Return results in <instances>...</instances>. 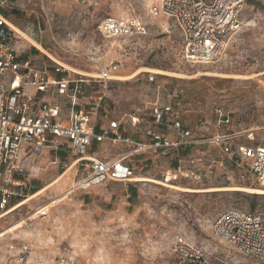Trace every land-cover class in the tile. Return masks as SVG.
Returning a JSON list of instances; mask_svg holds the SVG:
<instances>
[{
    "label": "rangeland",
    "instance_id": "rangeland-1",
    "mask_svg": "<svg viewBox=\"0 0 264 264\" xmlns=\"http://www.w3.org/2000/svg\"><path fill=\"white\" fill-rule=\"evenodd\" d=\"M158 2L0 0V9L15 28L44 49L19 34L24 60L30 58L49 70L62 67L50 54L72 68L94 74H80L89 80L86 89L90 91L102 89L97 74L112 61L118 66L115 76L143 67L181 74L142 71L128 80L108 82L99 114L120 121V130L129 138L145 143L146 129L154 127L151 108L157 103L177 111L183 128L191 132L190 141L216 133H241L238 139L244 143H264V0L243 1L238 27L224 53L209 64L183 58L174 21L149 15L150 7ZM106 16L137 17L145 22L149 34L107 40L98 31ZM211 71L214 74H203ZM69 72L70 76L78 74ZM131 117L138 121L133 124ZM155 129L171 140L179 138L168 122ZM130 149L131 145L115 143L99 150L106 159L121 156L131 165L133 180L85 187L75 186L87 170L78 164L51 184L75 156L61 153L57 163L52 158L45 163L39 160L38 171L22 178L18 188L22 196L12 201L13 210L3 216L0 212V264L22 246L29 250V264H53L65 254H72L76 264H172L173 247L180 241L206 248L214 264H255L218 237L212 222L228 207L264 213V194L204 189L260 187L238 181L233 169L217 166L214 160L219 154L208 144L133 154L127 153ZM138 177L153 180H135Z\"/></svg>",
    "mask_w": 264,
    "mask_h": 264
},
{
    "label": "built area",
    "instance_id": "built-area-1",
    "mask_svg": "<svg viewBox=\"0 0 264 264\" xmlns=\"http://www.w3.org/2000/svg\"><path fill=\"white\" fill-rule=\"evenodd\" d=\"M243 1L159 0L150 7L149 15L174 21L187 62L209 64L224 53L230 35L238 27L237 16ZM98 31L107 40L149 34L145 22L137 17L106 16L99 22ZM21 53V36L0 9V212L8 211L12 201L22 196L18 190L22 178L38 171L36 160L46 151L54 159L60 153L70 154L75 156L70 165L87 167L85 175L76 182L77 187L109 180H133V169L121 156L106 159L88 155L92 142L106 139L113 144L131 145L129 154L181 144H208L219 154L214 160L217 166L226 171L233 169L242 183L264 188L263 142L244 143L238 139L241 133H216L203 140L190 141L191 132L183 128L177 111L171 105L157 103L151 108L154 127L146 129L150 140L145 143L118 132L119 123L115 120L110 122L109 128L97 132L99 107L108 82L114 80L117 64L112 61L101 68L97 80L102 89L86 94L87 79L82 75L70 76L69 70L59 67L54 69L59 77L53 78L46 67L33 63L30 58L24 60ZM131 119L133 124L138 121L135 117ZM164 122L169 123L178 139L171 140L155 129ZM212 228L236 251L255 264H264L263 212L228 207L215 216ZM28 252L27 246H22L4 264H29ZM53 264H76V260L72 254H65L57 257ZM172 264L214 263L206 248L180 241L173 247Z\"/></svg>",
    "mask_w": 264,
    "mask_h": 264
},
{
    "label": "bare ground",
    "instance_id": "bare-ground-1",
    "mask_svg": "<svg viewBox=\"0 0 264 264\" xmlns=\"http://www.w3.org/2000/svg\"><path fill=\"white\" fill-rule=\"evenodd\" d=\"M16 30L18 31V33L23 36L25 39L29 40L34 46L38 47L40 50L44 51V49L35 41L33 40H30L28 38H26V35L24 32L20 31L19 29L16 28ZM48 54V53H47ZM48 56L54 60L56 63H58L59 65H61L62 67H64L65 69H68V70H72L74 71L75 73H78V74H82V75H88V76H96L94 74H90V73H87L85 71H81V70H78V69H75V68H72L71 66H69L68 64L62 62V61H59L58 59H56L54 56L48 54ZM142 71H146V72H152V73H162V74H169V75H177V76H182L181 74H176V73H171V72H167V71H163V70H159V69H152V68H147V67H143L141 69H138L136 71H134L133 73L129 74V75H116L114 77V79H117V80H128L134 76H137V74H139L140 72ZM203 74H214L212 71L211 72H203ZM226 76H231V77H248V76H245V75H235V74H232V75H227ZM59 178H57L54 182H52L51 184L55 183L56 181H58ZM137 181H148V180H153V179H149V178H145V177H138L137 179H135ZM155 182H160V181H157V180H154ZM49 184V186L51 185ZM162 184L166 185V186H169L171 188H175V189H178L179 187L175 186V185H170V184H166V183H163ZM47 188L44 187L42 188V190H40L39 192L37 193H41L43 190H45ZM181 190H187V191H192V189H188V188H181ZM203 190V189H202ZM204 190H240V191H243V192H249V193H259V194H264V189H260V188H253V187H245V186H234V187H217V188H210V189H204ZM197 191H200V190H197ZM36 193V194H37ZM35 194V195H36ZM34 195L30 196L28 199H25L23 200L20 204H23L24 202H26L27 200H29L30 198H32ZM17 206V205H16ZM13 208V207H12ZM10 208L8 211H6V213L4 212V214H2L1 216L7 214L8 212L12 211L13 209ZM0 216V217H1Z\"/></svg>",
    "mask_w": 264,
    "mask_h": 264
},
{
    "label": "crops",
    "instance_id": "crops-1",
    "mask_svg": "<svg viewBox=\"0 0 264 264\" xmlns=\"http://www.w3.org/2000/svg\"><path fill=\"white\" fill-rule=\"evenodd\" d=\"M8 18V17H7ZM24 39V38H23ZM46 67V66H45ZM47 68V67H46ZM70 71V70H69ZM48 74L53 77V78H58L59 74L55 73L54 70H49V68L47 69ZM87 81H89L88 79L86 80L85 84H84V88L86 91V94H90L92 91L86 89V83ZM88 86V85H87ZM67 109V108H66ZM101 109V108H100ZM99 109V112H100ZM98 112V119H97V123H96V131L100 132L102 129H107L109 128V124L111 121L113 120H108L106 118V115H101ZM115 120V119H114ZM116 121V120H115ZM119 123L120 126V121H117ZM170 127V126H169ZM118 132L122 133L124 136L126 134H124L121 130L120 127H118ZM127 136V135H126ZM130 135H128L129 137ZM167 138H169L167 136ZM150 140V137H148L147 135L144 137V142H147ZM113 143H110L107 139L104 140L103 142H92L91 146L89 147L88 150V155L90 157H94V158H104L103 153L99 150L101 148L107 147L109 145H112ZM61 154V153H60ZM60 154L58 155V157L56 159H54L53 157L50 156V152L46 151L44 152V154L42 156H40L39 158H37L36 160V166H37V162H39V160H43L42 162L45 163V159H50L52 158V163H57L59 161V159H61ZM67 156H71L70 154H67ZM72 157V156H71ZM74 159V158H73ZM73 159H71V161L69 163H71L73 161ZM68 162V161H67ZM74 165H70L63 173L59 174L57 178H62L68 171V169L72 168Z\"/></svg>",
    "mask_w": 264,
    "mask_h": 264
},
{
    "label": "trees",
    "instance_id": "trees-1",
    "mask_svg": "<svg viewBox=\"0 0 264 264\" xmlns=\"http://www.w3.org/2000/svg\"><path fill=\"white\" fill-rule=\"evenodd\" d=\"M2 13H3L6 17H8V14H7V13H5V12H3V11H2Z\"/></svg>",
    "mask_w": 264,
    "mask_h": 264
}]
</instances>
